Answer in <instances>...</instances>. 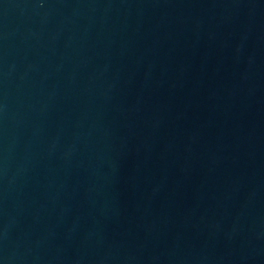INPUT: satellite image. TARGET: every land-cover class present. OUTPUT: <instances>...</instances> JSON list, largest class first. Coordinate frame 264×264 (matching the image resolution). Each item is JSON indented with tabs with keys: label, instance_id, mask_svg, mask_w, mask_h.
<instances>
[{
	"label": "water",
	"instance_id": "1",
	"mask_svg": "<svg viewBox=\"0 0 264 264\" xmlns=\"http://www.w3.org/2000/svg\"><path fill=\"white\" fill-rule=\"evenodd\" d=\"M0 264H264V0H0Z\"/></svg>",
	"mask_w": 264,
	"mask_h": 264
}]
</instances>
